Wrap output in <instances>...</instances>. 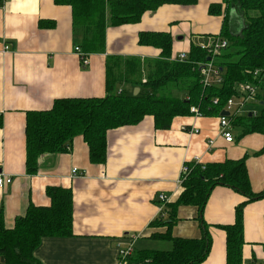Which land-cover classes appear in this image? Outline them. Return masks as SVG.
<instances>
[{
    "label": "crops",
    "instance_id": "1",
    "mask_svg": "<svg viewBox=\"0 0 264 264\" xmlns=\"http://www.w3.org/2000/svg\"><path fill=\"white\" fill-rule=\"evenodd\" d=\"M220 2L164 4L146 11L137 23L108 26L105 51L90 54L84 66L75 52L81 38H75L68 4L0 1V172L13 178L0 187V214L11 227L30 204L50 203L49 186L70 187L73 194V234L42 239L35 256L44 264H116L120 249L129 245L172 249L171 240L151 237L164 233L166 227L151 224L159 216L167 218L166 204L161 205L159 195H166L167 203L178 199L183 190L179 183L183 165L196 157L202 163L244 159L252 191L264 190V131L242 134L243 127L232 124L233 141H226L219 123L222 111H228L229 118L264 113V98L248 101L238 114L235 106L230 110L225 106L220 114L176 116L167 129L157 128L150 115L137 124L110 129L103 163L90 161L88 144L78 135L66 151L40 155L35 174L26 168L28 111L49 109L57 98L105 96L108 57L144 60L160 56V48L139 42L140 32H169L174 60L182 52L189 54L191 44L221 37L223 15L209 14L210 4ZM136 88L137 93L142 89L118 84L116 91L134 94ZM236 90L233 97L242 99L239 84ZM243 202L241 264H264V196L250 200L231 187L217 185L201 213L196 206L179 207L172 234L200 237V214L211 237L201 264H229L227 233L222 226L235 222L236 208Z\"/></svg>",
    "mask_w": 264,
    "mask_h": 264
},
{
    "label": "trees",
    "instance_id": "2",
    "mask_svg": "<svg viewBox=\"0 0 264 264\" xmlns=\"http://www.w3.org/2000/svg\"><path fill=\"white\" fill-rule=\"evenodd\" d=\"M2 1V0H0ZM198 0H55L72 9L73 31L77 42L88 56L103 53L108 26L137 23L146 11L164 4H196ZM209 14L223 15L220 36L228 46L214 56L222 82L205 86L199 63L211 56L200 45L191 44L186 61L171 58L173 37L169 32L143 31L141 44L161 49L158 58L113 57L106 61V91L103 97H65L54 100L51 108L30 110L26 116V168L29 174L38 170V158L44 153L67 150L70 141L81 135L89 147L92 163L107 158V132L110 129L139 123L152 116L157 128L167 129L176 116L191 115V106L208 114H220L228 100L236 96V86L254 81V71L264 68V0H222L209 6ZM264 81V78H263ZM262 82L260 86L263 88ZM118 84L141 87L136 95L121 90ZM264 90V88H263ZM264 93L258 99H263ZM233 125L243 127L247 134L264 131V113L257 116H230ZM3 117L0 110V127ZM188 171L178 199L166 203L167 218L159 216L151 226H165L164 233L152 238L171 240L172 249H134L127 264H201L211 245L207 225L197 238L174 236L172 228L178 221L180 206H196L201 213L209 195L217 185L231 187L250 200L264 196V190L254 193L244 159L222 162H186ZM50 203L30 204L23 215L7 227L0 214V264H44L35 250L47 236L73 234V194L70 187L49 186ZM236 208V219L222 226L227 233V261L241 264L243 247V207Z\"/></svg>",
    "mask_w": 264,
    "mask_h": 264
},
{
    "label": "built area",
    "instance_id": "3",
    "mask_svg": "<svg viewBox=\"0 0 264 264\" xmlns=\"http://www.w3.org/2000/svg\"><path fill=\"white\" fill-rule=\"evenodd\" d=\"M7 1V0H2ZM201 48L206 49L210 56V60H207L206 62L199 63V69L200 74L202 75V82L205 86H209L214 83H220L222 82V76L221 71L219 67L214 62V56L221 53L222 50L227 48L228 46V40L223 37H216L211 39L207 43H202ZM6 48H8L6 46ZM75 52L78 54L82 64L84 66H87L89 64V58L88 55L82 51L80 46H75ZM176 60L186 61L188 59V54L186 52L180 53L177 57H175ZM254 75V81H246L243 83H239V87L242 91V99L236 100L235 97H231L227 104L226 109H231L235 106V114H238L241 112L243 107L247 104L248 101H257V96L259 95L260 90V84L263 82L264 78V68L263 69H256L253 73ZM191 113L196 116H202L203 112L199 110V108L195 105L191 106L190 108ZM219 123H220V134L226 139V141H233V134H232V122L230 118L226 115H221L219 117ZM193 132L198 133L199 129H194ZM195 161H199V158L196 157ZM200 162V161H199ZM188 171V167L186 163L183 165V169L181 172V176L179 178V183L182 184L185 173ZM73 174H77V169H73ZM13 178L11 176L5 175L2 172H0V187H3L4 185H8L12 182ZM167 197L164 194L159 195V201L161 205L164 206L166 204ZM134 248L133 245H129L128 247L122 248L119 251V259L116 264H127L128 263V257L133 253Z\"/></svg>",
    "mask_w": 264,
    "mask_h": 264
},
{
    "label": "water",
    "instance_id": "4",
    "mask_svg": "<svg viewBox=\"0 0 264 264\" xmlns=\"http://www.w3.org/2000/svg\"><path fill=\"white\" fill-rule=\"evenodd\" d=\"M207 60H210V57H208ZM138 92V88H136L135 92H134V95H136ZM261 103H264V100L261 102ZM222 115H229V112L228 111H222L221 113ZM251 114V113H250Z\"/></svg>",
    "mask_w": 264,
    "mask_h": 264
},
{
    "label": "rangeland",
    "instance_id": "5",
    "mask_svg": "<svg viewBox=\"0 0 264 264\" xmlns=\"http://www.w3.org/2000/svg\"><path fill=\"white\" fill-rule=\"evenodd\" d=\"M251 103V102H250ZM246 105H249V103L248 104H246Z\"/></svg>",
    "mask_w": 264,
    "mask_h": 264
}]
</instances>
